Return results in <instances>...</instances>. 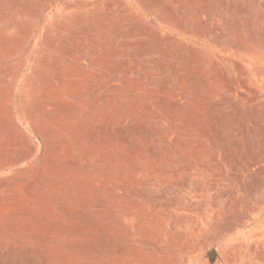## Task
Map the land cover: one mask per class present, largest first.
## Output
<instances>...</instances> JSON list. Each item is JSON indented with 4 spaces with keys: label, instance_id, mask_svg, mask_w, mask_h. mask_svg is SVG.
Returning <instances> with one entry per match:
<instances>
[{
    "label": "rangeland",
    "instance_id": "obj_1",
    "mask_svg": "<svg viewBox=\"0 0 264 264\" xmlns=\"http://www.w3.org/2000/svg\"><path fill=\"white\" fill-rule=\"evenodd\" d=\"M201 248L264 264V0H0V264Z\"/></svg>",
    "mask_w": 264,
    "mask_h": 264
},
{
    "label": "bare ground",
    "instance_id": "obj_2",
    "mask_svg": "<svg viewBox=\"0 0 264 264\" xmlns=\"http://www.w3.org/2000/svg\"><path fill=\"white\" fill-rule=\"evenodd\" d=\"M185 264H223V263L214 250L201 248L197 250L195 253L188 255Z\"/></svg>",
    "mask_w": 264,
    "mask_h": 264
}]
</instances>
